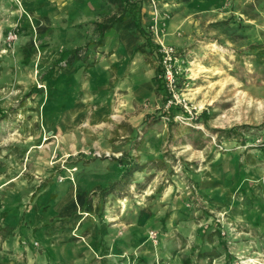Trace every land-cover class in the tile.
I'll use <instances>...</instances> for the list:
<instances>
[{
	"label": "rangeland",
	"instance_id": "1",
	"mask_svg": "<svg viewBox=\"0 0 264 264\" xmlns=\"http://www.w3.org/2000/svg\"><path fill=\"white\" fill-rule=\"evenodd\" d=\"M140 1L0 0V264H264V0Z\"/></svg>",
	"mask_w": 264,
	"mask_h": 264
},
{
	"label": "trees",
	"instance_id": "2",
	"mask_svg": "<svg viewBox=\"0 0 264 264\" xmlns=\"http://www.w3.org/2000/svg\"><path fill=\"white\" fill-rule=\"evenodd\" d=\"M116 6V11L105 20L95 22L96 28L99 31V43L102 42L104 33L115 27L120 21L131 18L129 27L134 30L142 39L143 42L136 47V52H148L155 54L159 61L158 68L163 67V59L165 54L161 51V46L155 42L153 34L149 32L142 21V4L140 0H109ZM172 97V95H169ZM133 172V169L128 170L126 177Z\"/></svg>",
	"mask_w": 264,
	"mask_h": 264
},
{
	"label": "crops",
	"instance_id": "3",
	"mask_svg": "<svg viewBox=\"0 0 264 264\" xmlns=\"http://www.w3.org/2000/svg\"><path fill=\"white\" fill-rule=\"evenodd\" d=\"M28 1L39 2L40 9H50L51 7L55 6V8L57 7L59 10L63 11L62 13L68 15L70 14L69 10H71L72 16L77 17L79 22L85 21L87 18H93V17L97 18L98 14H100L101 12L102 9L101 7L105 4V0H28ZM97 19L95 22L103 21ZM99 38H100V34H99ZM135 52H136V48H135Z\"/></svg>",
	"mask_w": 264,
	"mask_h": 264
},
{
	"label": "built area",
	"instance_id": "4",
	"mask_svg": "<svg viewBox=\"0 0 264 264\" xmlns=\"http://www.w3.org/2000/svg\"><path fill=\"white\" fill-rule=\"evenodd\" d=\"M16 36H17L16 34H12V33H10L9 36H8V39L12 40V39H14ZM164 53H165L166 55H169L170 50L164 49ZM165 60H166V59H165ZM170 75H171V71L168 70V77H170Z\"/></svg>",
	"mask_w": 264,
	"mask_h": 264
}]
</instances>
